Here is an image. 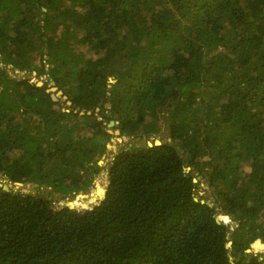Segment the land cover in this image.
<instances>
[{"label": "trees", "instance_id": "obj_1", "mask_svg": "<svg viewBox=\"0 0 264 264\" xmlns=\"http://www.w3.org/2000/svg\"><path fill=\"white\" fill-rule=\"evenodd\" d=\"M0 64V264H264V0H0Z\"/></svg>", "mask_w": 264, "mask_h": 264}, {"label": "rangeland", "instance_id": "obj_2", "mask_svg": "<svg viewBox=\"0 0 264 264\" xmlns=\"http://www.w3.org/2000/svg\"><path fill=\"white\" fill-rule=\"evenodd\" d=\"M0 66H4V64H0ZM39 66V64H38ZM48 65H46L45 67H42L40 64V67L42 68H46ZM8 68V72L9 75L13 78V79H21V78H31L32 82L35 83H43V85L48 81V76L46 75H37V72L34 71L32 73H28V72H21L18 69H13V66H7ZM49 71V70H48ZM48 90L49 92H52L53 94H55V96L57 97V100H59V102H61L62 107L63 106H70V101H68L67 96L64 95L63 91H59L57 89V87H55L53 84H49L48 86ZM70 102V103H69ZM110 106H106V108H109ZM98 111V110H97ZM110 124V123H109ZM108 124V131L113 135L112 140L110 141V143L107 145V153L104 157V159L101 161V165L105 166L106 163H109V161L112 159V157L118 153L120 150L122 149H126L129 146H131L132 144L137 143V141H139V139H133L127 136H121L120 134V130L116 129V124L115 123L113 126H109ZM118 132V133H116ZM166 135V134H163ZM161 138H163L162 136L160 137H155L154 139L151 137L148 141L149 144H152L153 140L155 142H159L161 140ZM166 139V138H165ZM145 140L142 139L140 140V145L144 144ZM196 182L199 185L198 188V195L203 198L204 200L210 202L212 205H214L215 200L213 197V194L211 193V191L209 190V187L207 185V183L205 182V180L202 177H197ZM0 183H2L4 186H8L9 189L14 190V191H20L23 193H36L37 190L35 186V184H31L29 183V185L27 187H24L23 185H11L7 180L2 179L0 180ZM108 186V174L104 173L103 175H101L99 177V179L96 181L94 187H92L91 190H89V192L87 193H81L79 194L75 199L73 200H64L61 201V199L59 198V196L54 195L53 197V205L54 207H56L57 209L59 207H63V206H70L73 205L74 208H78V209H86V208H90L92 206H94L95 204H98L101 196H103L105 194V190L106 187ZM5 189V188H4ZM98 189H102L104 192L103 194L100 196L97 194V190ZM41 193H49V190L45 187L41 188ZM75 202L77 204H75ZM228 219V218H226ZM228 224H233V222H231ZM256 244V242H255ZM255 253V254H260L264 256V244L261 243V245H259L258 247H253L251 248L248 253Z\"/></svg>", "mask_w": 264, "mask_h": 264}, {"label": "water", "instance_id": "obj_3", "mask_svg": "<svg viewBox=\"0 0 264 264\" xmlns=\"http://www.w3.org/2000/svg\"><path fill=\"white\" fill-rule=\"evenodd\" d=\"M38 85L39 86H43V83L41 84V83H38ZM52 98H53V100H57V97L55 96V94H53L52 93ZM70 103V102H69ZM70 105H71V103H70ZM108 106V105H107ZM110 106V105H109ZM115 124V122L114 121H111L110 122V124H109V126L111 127V126H113ZM116 133H118V132H116ZM170 135V133H167L166 135H162V137L163 138H167L168 136ZM157 145H159V144H161V142L159 141L158 143H156ZM151 145V144H150ZM152 146V145H151ZM108 147H109V145H108ZM105 157V156H104ZM104 157H103V159H104ZM100 164H101V162H100ZM19 186L20 185H23V184H18ZM29 185V183H25L24 184V187H27ZM36 186V185H35ZM0 187H3V188H5V191H7V192H11L12 190L11 189H9L8 188V186H4L2 183H0ZM106 191V190H105ZM70 207H72V208H74V206L73 205H70ZM257 241H260V240H257ZM257 241H256V243H257ZM261 242V241H260ZM254 245L255 244H252L251 245V248H253L254 247Z\"/></svg>", "mask_w": 264, "mask_h": 264}, {"label": "built area", "instance_id": "obj_4", "mask_svg": "<svg viewBox=\"0 0 264 264\" xmlns=\"http://www.w3.org/2000/svg\"><path fill=\"white\" fill-rule=\"evenodd\" d=\"M230 222V220L229 219H226V223H229Z\"/></svg>", "mask_w": 264, "mask_h": 264}, {"label": "clouds", "instance_id": "obj_5", "mask_svg": "<svg viewBox=\"0 0 264 264\" xmlns=\"http://www.w3.org/2000/svg\"><path fill=\"white\" fill-rule=\"evenodd\" d=\"M160 142H161V140H160ZM157 143V142H156ZM150 145V144H149ZM152 145V144H151ZM72 208V207H71ZM229 219V218H228ZM230 220V219H229Z\"/></svg>", "mask_w": 264, "mask_h": 264}]
</instances>
